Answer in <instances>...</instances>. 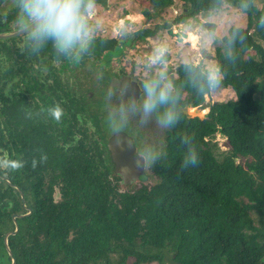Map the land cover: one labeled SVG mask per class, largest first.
Segmentation results:
<instances>
[{
    "label": "trees",
    "instance_id": "obj_1",
    "mask_svg": "<svg viewBox=\"0 0 264 264\" xmlns=\"http://www.w3.org/2000/svg\"><path fill=\"white\" fill-rule=\"evenodd\" d=\"M254 1L247 0L246 38L239 47L253 54L246 60L237 54L222 81L235 98L211 104L203 118L182 113L151 164L154 177L138 190L112 193L116 185L100 169L101 156L83 154L81 169L92 175L68 202L69 220L56 226L51 264H164L167 258L173 264H264V30L256 24L264 0H257L259 6ZM147 2L155 19L173 4ZM185 2L187 12L175 22L197 13L206 0ZM216 61L224 63L218 49ZM182 79L179 65L176 80ZM184 91L185 102L203 103L205 94ZM216 134L226 139L225 151L213 142ZM182 138L197 152L194 166L181 167ZM149 178L146 171L142 179Z\"/></svg>",
    "mask_w": 264,
    "mask_h": 264
},
{
    "label": "flooded vegetation",
    "instance_id": "obj_2",
    "mask_svg": "<svg viewBox=\"0 0 264 264\" xmlns=\"http://www.w3.org/2000/svg\"><path fill=\"white\" fill-rule=\"evenodd\" d=\"M11 5L12 0H0V15L7 13L0 22V264H51L47 255L57 236L56 226L69 220L61 222L66 218L61 206L70 207L71 197L81 195L86 187L83 180L92 175V169H81L83 154L93 159L101 156L100 169L116 185L112 193L120 186L128 191L148 186L142 179L145 171L130 184L123 182V177L131 175L116 172L109 148L117 135L100 134L88 115L95 110L101 123L104 114L98 109H105L106 93L132 100L139 95L140 79L133 67L121 62L125 43L107 36L100 27L92 49L83 56L56 58L49 48L30 53L23 45L24 32L11 23ZM95 5L98 15L109 4L95 0ZM135 33L143 40L154 31ZM174 73L177 79V67ZM51 106L61 108L58 120L48 115ZM127 128L134 130L135 138L124 130L121 134L136 153L147 139L163 137L159 146L155 144L159 153L170 130L157 125L154 118L141 122L135 115L129 116ZM40 134L42 146H38ZM16 149L20 157L15 156ZM144 167L152 179L151 165Z\"/></svg>",
    "mask_w": 264,
    "mask_h": 264
},
{
    "label": "clouds",
    "instance_id": "obj_3",
    "mask_svg": "<svg viewBox=\"0 0 264 264\" xmlns=\"http://www.w3.org/2000/svg\"><path fill=\"white\" fill-rule=\"evenodd\" d=\"M250 4L247 0H206L197 13L180 22L181 34L194 32L199 37L200 60L184 56L180 71L183 79L177 81L170 70V43L165 37L156 38L149 52L139 58L142 77L139 95L122 101L114 92H107L103 121L106 128L119 135L129 126V116L141 122L154 118L162 128H172L180 120L186 106L184 90L194 95L212 94L222 85L224 72L234 64L237 51L246 38L243 18ZM11 23L24 32L23 45L30 53L39 54L49 48L56 58L80 57L92 49L100 27L95 0H12ZM7 13L0 15V22ZM256 24L264 30V12L256 17ZM212 46L222 54L224 63L213 61L204 54ZM53 119H59V106L47 108ZM181 167L197 164L198 155L188 138ZM140 167L151 165L158 156L152 145H142L138 153L133 150ZM43 159V157H41ZM35 164V160L33 161Z\"/></svg>",
    "mask_w": 264,
    "mask_h": 264
},
{
    "label": "rangeland",
    "instance_id": "obj_4",
    "mask_svg": "<svg viewBox=\"0 0 264 264\" xmlns=\"http://www.w3.org/2000/svg\"><path fill=\"white\" fill-rule=\"evenodd\" d=\"M172 1H173L172 5L158 12L157 19L152 18L151 7L149 6L147 0H107L109 5L106 8V10L103 9L104 11L103 12L100 9V11L98 12L97 16L99 18L100 29L106 30L107 36L114 37L115 39L119 40L121 43L122 42L125 43V46L123 47L124 60H121V62H124L129 67H133L135 69V71L133 72L135 73L138 79H141L143 75L141 67L139 66V58H143L144 56H146V54L150 50L153 41L159 37H165L169 40L170 43L169 66L173 75H175L174 69L183 63L184 56H191L195 62H198L200 60V47H199L198 35L195 34L194 32L181 34L180 22L183 19L179 20L178 22H175V20L179 18L183 14V12H187V9H185L186 2L185 0H172ZM254 3L257 6L260 5V2L257 0H255ZM243 23L245 26L246 24L245 17L243 18ZM146 29H149L150 31H154V34L148 38L140 40L141 38L138 37L135 31L138 30V32H141L142 30H146ZM253 37L254 36L249 37L250 43H252L251 40H253ZM257 44L260 43L258 42ZM260 45L264 47L263 43H261ZM4 49L6 50V47ZM216 49L217 48L215 47L208 46L204 50V54L210 57L213 61H216ZM237 54L241 59L246 60L253 54V50L252 49L242 50L241 48H238ZM184 95L185 92L182 93V97H184ZM56 98H58V96H56L55 99ZM234 98L235 96L233 91L229 87H226L222 84L221 87L216 92L212 94H205L204 101L200 106L198 105L195 107H190L186 104L187 106L186 109L189 112V115L191 114L190 117L196 116L199 118H203L207 114L209 110V106L212 103L225 102L227 100H232ZM98 110H101L104 114V110L102 109H98ZM95 112H96L95 110H91L88 114L90 120L94 124V127L100 134L105 133V136L107 134L109 135L111 132L106 128L103 120L100 123V121L96 117ZM89 130H91V127H89ZM124 131L131 137L135 136V132L131 128H126L124 129ZM162 139L163 137H158L155 139V141H151V142L149 139H147L146 145H152L156 149V146H159L162 143ZM43 142H44V136L43 134H40L38 146H42ZM213 142L217 143L220 150L225 151L227 149L226 139L220 134L215 135ZM53 152L56 153L55 150H53ZM15 156L20 157L17 149ZM150 182L151 179H147L144 181V185H149ZM138 187L135 186L131 188V190L134 191ZM125 191L128 190H125V187L120 186L119 189L117 190V194L119 193L122 194ZM61 207L65 211V214L67 213L68 210H70V207H68L66 204L62 205ZM66 219L67 218H65V220L61 222H66ZM111 258L112 256H110V259ZM170 261H171L170 258H167L163 263L173 264ZM96 264H104V263L100 261L97 262Z\"/></svg>",
    "mask_w": 264,
    "mask_h": 264
},
{
    "label": "water",
    "instance_id": "obj_5",
    "mask_svg": "<svg viewBox=\"0 0 264 264\" xmlns=\"http://www.w3.org/2000/svg\"><path fill=\"white\" fill-rule=\"evenodd\" d=\"M183 114L187 117H190L187 109L183 111ZM196 117V116H192ZM109 148L111 151V155L113 158V162L115 163L116 172H124L127 171L131 176L123 177V182L126 184H130L139 179V176L146 172L145 167H140L139 164L135 161L134 157V148L131 141L121 135L113 136L110 140Z\"/></svg>",
    "mask_w": 264,
    "mask_h": 264
}]
</instances>
